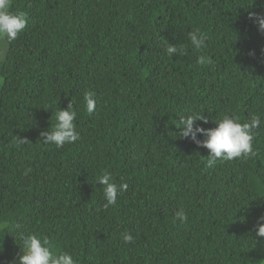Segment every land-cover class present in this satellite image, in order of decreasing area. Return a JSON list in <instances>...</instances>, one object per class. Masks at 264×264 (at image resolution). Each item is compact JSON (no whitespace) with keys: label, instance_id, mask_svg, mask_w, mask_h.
<instances>
[{"label":"trees","instance_id":"1","mask_svg":"<svg viewBox=\"0 0 264 264\" xmlns=\"http://www.w3.org/2000/svg\"><path fill=\"white\" fill-rule=\"evenodd\" d=\"M9 10L27 25L5 38L4 59L0 49V264L17 255L20 231L77 264L264 262L254 232L264 214V32L249 19L264 0H10ZM196 29L207 37L199 52L188 38ZM166 43L184 54L169 56ZM69 103L80 138L45 143L41 131ZM192 111L205 128L224 113L259 115L257 157L206 166L208 150L176 136ZM104 171L128 185L108 207L95 182Z\"/></svg>","mask_w":264,"mask_h":264},{"label":"clouds","instance_id":"2","mask_svg":"<svg viewBox=\"0 0 264 264\" xmlns=\"http://www.w3.org/2000/svg\"><path fill=\"white\" fill-rule=\"evenodd\" d=\"M10 0H0V37L13 41L26 28L27 18L22 11H10ZM249 19L258 27L260 32H264V14L250 12ZM193 48L199 52L205 46L207 39L199 29L188 33ZM166 53L171 56L173 54H184L183 47L178 48L175 44H165ZM198 62L206 63V58L200 56ZM84 108L91 114L96 107V101L91 92H85L83 95ZM77 112L69 103L66 109H59L55 114L56 123L52 130L41 131L43 141L48 144H54L57 148L64 144L74 143L80 136L76 130ZM196 121L208 123V117L198 112L192 111L180 116L176 128V136L187 138L196 145L208 150L206 166L215 167L217 161H229L233 159L255 158L258 150L254 148V138L257 135L256 129L260 127L261 117L253 114L246 121L242 122L240 117L235 114L224 113L220 117L213 119L215 126L205 128ZM198 136H202L200 139ZM13 143L16 146L27 143V140L18 136L13 137ZM27 171H30L28 169ZM27 171L25 174H27ZM123 180V178H121ZM96 183L102 185L103 196L109 205L117 203L118 192L127 189L126 182H122L119 186L112 181L111 175L104 171L96 177ZM176 219L183 222L187 220V214L184 209H180L175 213ZM7 227V222L3 225ZM19 227V226H17ZM254 232L257 237L264 238V214L256 218L254 224ZM19 251L8 264H77L71 253L53 251L51 242L36 232H19ZM122 239L125 243L133 241L132 235L125 231L122 233Z\"/></svg>","mask_w":264,"mask_h":264},{"label":"rangeland","instance_id":"3","mask_svg":"<svg viewBox=\"0 0 264 264\" xmlns=\"http://www.w3.org/2000/svg\"><path fill=\"white\" fill-rule=\"evenodd\" d=\"M1 48H3V53H4L3 59H4L5 58V53H6V40L3 37H0V49ZM0 79H2V78H0ZM1 81L2 80H0V84H1ZM262 264H264V262Z\"/></svg>","mask_w":264,"mask_h":264}]
</instances>
